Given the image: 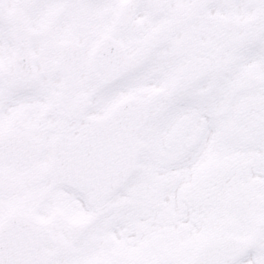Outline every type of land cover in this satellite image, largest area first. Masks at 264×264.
<instances>
[{
	"label": "snow or ice",
	"instance_id": "1",
	"mask_svg": "<svg viewBox=\"0 0 264 264\" xmlns=\"http://www.w3.org/2000/svg\"><path fill=\"white\" fill-rule=\"evenodd\" d=\"M0 264H264V0H0Z\"/></svg>",
	"mask_w": 264,
	"mask_h": 264
}]
</instances>
